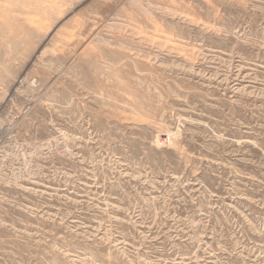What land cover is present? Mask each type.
I'll return each mask as SVG.
<instances>
[{
	"label": "rangeland",
	"instance_id": "374dc122",
	"mask_svg": "<svg viewBox=\"0 0 264 264\" xmlns=\"http://www.w3.org/2000/svg\"><path fill=\"white\" fill-rule=\"evenodd\" d=\"M0 264H264V0H0Z\"/></svg>",
	"mask_w": 264,
	"mask_h": 264
}]
</instances>
